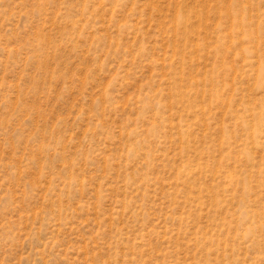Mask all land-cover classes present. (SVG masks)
Returning a JSON list of instances; mask_svg holds the SVG:
<instances>
[{"label":"rangeland","instance_id":"obj_1","mask_svg":"<svg viewBox=\"0 0 264 264\" xmlns=\"http://www.w3.org/2000/svg\"><path fill=\"white\" fill-rule=\"evenodd\" d=\"M0 264H264V0H0Z\"/></svg>","mask_w":264,"mask_h":264}]
</instances>
